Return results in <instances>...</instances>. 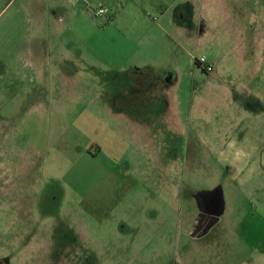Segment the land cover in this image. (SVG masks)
<instances>
[{"label": "rangeland", "instance_id": "374dc122", "mask_svg": "<svg viewBox=\"0 0 264 264\" xmlns=\"http://www.w3.org/2000/svg\"><path fill=\"white\" fill-rule=\"evenodd\" d=\"M8 2L0 264H264V115L194 66L216 50L202 2H51L44 58L17 61Z\"/></svg>", "mask_w": 264, "mask_h": 264}, {"label": "crops", "instance_id": "0c3cea01", "mask_svg": "<svg viewBox=\"0 0 264 264\" xmlns=\"http://www.w3.org/2000/svg\"><path fill=\"white\" fill-rule=\"evenodd\" d=\"M55 1L59 0H9L6 10L15 7V14L6 19L4 24L12 23L6 27L14 28L16 15L20 14L25 16L30 29L21 32V36L25 35L23 41L19 38L11 44L6 58L14 61L44 58L45 20L56 17L61 8L59 3H51ZM200 1L203 33L206 32L204 28L211 31L216 46L214 61L210 62L214 73L208 76L217 77L221 83L227 79L233 90L249 99L246 101L238 96L248 115H264V0ZM11 39L15 38L12 36Z\"/></svg>", "mask_w": 264, "mask_h": 264}, {"label": "flooded vegetation", "instance_id": "af4514ba", "mask_svg": "<svg viewBox=\"0 0 264 264\" xmlns=\"http://www.w3.org/2000/svg\"><path fill=\"white\" fill-rule=\"evenodd\" d=\"M211 213L212 211H208L203 207L202 213H200V215H198V217L194 221L192 229L196 230L197 232H202L209 224L214 222L216 217H213Z\"/></svg>", "mask_w": 264, "mask_h": 264}, {"label": "built area", "instance_id": "2783aa9c", "mask_svg": "<svg viewBox=\"0 0 264 264\" xmlns=\"http://www.w3.org/2000/svg\"><path fill=\"white\" fill-rule=\"evenodd\" d=\"M106 13H107L106 10H104L102 7L97 8L94 11L95 16H99V17L105 15ZM194 60H197L198 63H199V65L202 68H204L207 72L213 71V69H214L213 64H211L210 62H208V60L205 57H201L199 59H194Z\"/></svg>", "mask_w": 264, "mask_h": 264}, {"label": "trees", "instance_id": "16d2710c", "mask_svg": "<svg viewBox=\"0 0 264 264\" xmlns=\"http://www.w3.org/2000/svg\"><path fill=\"white\" fill-rule=\"evenodd\" d=\"M7 4H8V3H7ZM194 66L197 67V68H201V70H202L204 73H206L207 75H209V76L212 75V76H213L214 70L211 71V72H207L204 68H202V67L199 65V63H198L197 60H194ZM238 95H239L240 98H242V99H244V100H246V101H249V99L243 97L242 95H240V94H238Z\"/></svg>", "mask_w": 264, "mask_h": 264}]
</instances>
